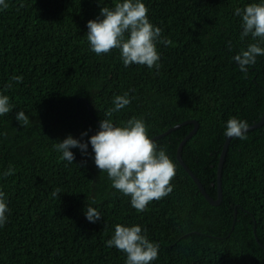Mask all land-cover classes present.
Masks as SVG:
<instances>
[{
	"label": "trees",
	"instance_id": "1",
	"mask_svg": "<svg viewBox=\"0 0 264 264\" xmlns=\"http://www.w3.org/2000/svg\"><path fill=\"white\" fill-rule=\"evenodd\" d=\"M5 2L0 94L9 97L12 110L0 115V191L8 206L0 264H126V253L106 243L117 224L139 225L159 244L151 264H264V122L249 129L247 139H230L218 205L205 199L175 158L193 124L154 139L176 175L172 192L142 212L96 167L90 143L84 154L71 149V163L56 148L69 135L88 142L105 118L116 126L141 119L149 138L194 119L198 127L181 157L216 198L227 121L251 125L264 111V56L247 74L234 60L252 43L264 47L260 38L241 36L242 15H236L237 8L243 12L264 0H141L150 23L162 30L159 69L126 67L119 49L101 55L91 50L87 22L103 19L101 8L123 0ZM125 93L131 103L105 116ZM18 111L29 116L28 126L16 119ZM93 201L101 214L96 222L86 218Z\"/></svg>",
	"mask_w": 264,
	"mask_h": 264
},
{
	"label": "clouds",
	"instance_id": "2",
	"mask_svg": "<svg viewBox=\"0 0 264 264\" xmlns=\"http://www.w3.org/2000/svg\"><path fill=\"white\" fill-rule=\"evenodd\" d=\"M0 6L7 8L5 0H0ZM23 6V5H21ZM103 19L87 22V39L91 50L97 54H106L113 49H119L124 65H146L148 68L159 69L160 55L156 48V41L161 36V29L154 27L148 19V9L141 0H123L116 2L113 8H101ZM236 15H242V37L249 34L253 39L264 41V2L250 3L241 12L236 9ZM165 45L169 41H163ZM257 56H264V47L257 43L250 44L246 50L234 56L241 72L247 74L249 66L256 63ZM16 82L22 77L14 76ZM11 87V84L8 85ZM114 107L105 116L111 117L131 103L128 94L117 95ZM12 105L7 95L0 94V115L9 114ZM16 119L23 127L29 125V116L24 111H18ZM249 124L245 120L231 118L227 121L224 135L228 138L247 139ZM87 133H82L86 135ZM88 143L94 151L96 167L106 172L112 182V187L131 197V205L142 212L153 200H159L172 192L171 181L176 175V166L166 155L158 149L157 144L149 138L145 123L141 119H129L124 126H116L111 119L105 118L100 122L99 131L92 135L88 142L73 138L69 135L56 145L62 152V159L73 162L75 157L72 148H79L81 153L87 151ZM13 169L4 173L11 175ZM59 189L53 191L57 196ZM86 210V218L96 222L101 218L100 212L92 206ZM8 206L5 193L0 191V226L7 220ZM146 232V230H144ZM108 247L115 246L126 253V264H151L158 258L159 244L150 241L142 232L139 225L115 226L114 235L107 242Z\"/></svg>",
	"mask_w": 264,
	"mask_h": 264
},
{
	"label": "water",
	"instance_id": "3",
	"mask_svg": "<svg viewBox=\"0 0 264 264\" xmlns=\"http://www.w3.org/2000/svg\"><path fill=\"white\" fill-rule=\"evenodd\" d=\"M263 122H264V111H263V115H262L261 119L259 121L255 122V123L249 125V129L256 128V127L260 126L261 124H263ZM186 123L193 124V128L178 143V146H177L176 152H175V158L179 162V164L184 168V170L188 173V175L191 177V179L195 182V184L197 185L198 189L200 190L201 194L205 197V199L212 205H218L221 202V199H222L221 181H220L221 168H222L224 157H225V154H226V151H227V148H228V144H229V141H230L231 138H228V137L225 136V139L223 141L222 148H221V151H220V154H219V157H218V163H217V168H216V181H217V197L216 198H213L212 196H210L205 191V189H204L203 185L201 184L200 180L188 168V166L184 163V161H183V159L181 157V150H182V147H183L184 143L186 142V140L188 138H190L194 134V132L196 131V129L198 127V123H197L196 120L188 119V120H185V121H183L181 123H177V124L167 128L165 131L157 134L156 136H153L151 139L154 140L155 138L163 136V135L169 133L170 131L174 130L175 128H178L182 124H186Z\"/></svg>",
	"mask_w": 264,
	"mask_h": 264
}]
</instances>
